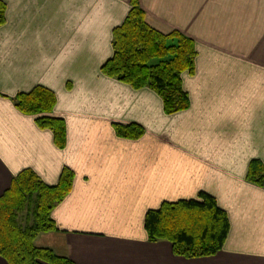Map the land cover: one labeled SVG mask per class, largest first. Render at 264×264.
<instances>
[{"label":"crops","instance_id":"0c3cea01","mask_svg":"<svg viewBox=\"0 0 264 264\" xmlns=\"http://www.w3.org/2000/svg\"><path fill=\"white\" fill-rule=\"evenodd\" d=\"M0 1V197L25 170L48 186L74 173L57 231L37 247L74 264H264V187L248 180L252 162L264 166V0H138L152 29L195 42V73L182 77L190 107L171 116L152 90L102 73L131 0ZM37 87L56 96L62 150L15 105ZM115 124L144 135L119 138ZM201 193L228 216L221 252L186 259L149 241L148 212Z\"/></svg>","mask_w":264,"mask_h":264},{"label":"trees","instance_id":"16d2710c","mask_svg":"<svg viewBox=\"0 0 264 264\" xmlns=\"http://www.w3.org/2000/svg\"><path fill=\"white\" fill-rule=\"evenodd\" d=\"M131 6L125 22L113 32L114 54L102 73L136 91L152 90L162 99L166 115L188 110L190 98L182 77L195 73V42L178 32H157L148 25L139 1L131 0ZM5 13L6 5L0 1V27L5 24ZM14 102L21 113L37 118L41 130L53 133L57 148L66 147V124L52 116L57 99L51 90L37 87L19 94ZM114 130L119 138L128 140L144 135V129L135 124H115ZM73 180L74 173L67 168L56 186L46 185L31 170L12 180L9 190L0 197V257L8 264H74L35 244L40 235L57 231L52 213L71 192ZM248 180L264 187V166L260 162L251 163ZM25 211L28 216L31 212L33 220L22 226L19 220ZM145 229L150 242H169L175 256L200 259L223 250L230 225L216 200L201 193L198 200L165 203L148 212Z\"/></svg>","mask_w":264,"mask_h":264},{"label":"rangeland","instance_id":"374dc122","mask_svg":"<svg viewBox=\"0 0 264 264\" xmlns=\"http://www.w3.org/2000/svg\"><path fill=\"white\" fill-rule=\"evenodd\" d=\"M29 214L30 215L28 216V212L25 211L24 213L20 215L19 221L22 226H26L28 223H32L33 218H32L31 212Z\"/></svg>","mask_w":264,"mask_h":264}]
</instances>
